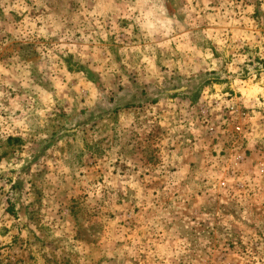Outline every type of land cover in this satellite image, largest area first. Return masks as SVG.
Wrapping results in <instances>:
<instances>
[{
  "label": "rangeland",
  "instance_id": "374dc122",
  "mask_svg": "<svg viewBox=\"0 0 264 264\" xmlns=\"http://www.w3.org/2000/svg\"><path fill=\"white\" fill-rule=\"evenodd\" d=\"M0 264H264V0H0Z\"/></svg>",
  "mask_w": 264,
  "mask_h": 264
}]
</instances>
